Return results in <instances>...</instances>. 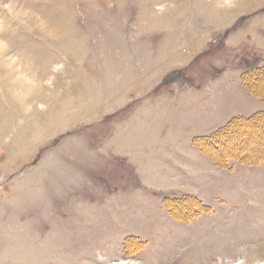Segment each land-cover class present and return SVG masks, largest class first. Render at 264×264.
Masks as SVG:
<instances>
[{
    "label": "rangeland",
    "instance_id": "obj_1",
    "mask_svg": "<svg viewBox=\"0 0 264 264\" xmlns=\"http://www.w3.org/2000/svg\"><path fill=\"white\" fill-rule=\"evenodd\" d=\"M262 67L264 0H0V264H264V164L194 142Z\"/></svg>",
    "mask_w": 264,
    "mask_h": 264
},
{
    "label": "trees",
    "instance_id": "obj_2",
    "mask_svg": "<svg viewBox=\"0 0 264 264\" xmlns=\"http://www.w3.org/2000/svg\"><path fill=\"white\" fill-rule=\"evenodd\" d=\"M243 80L249 87L250 93L254 96L264 98V67L254 69L250 72L243 73ZM251 141L256 145L264 144V113L258 112L250 117L243 119L231 120L225 127L213 132L208 136L200 137L194 140L197 148H201L205 154L216 161L219 166H226L231 159H240L242 162L264 164V153L259 150L246 152L237 151L232 146L239 142L247 143ZM227 167V166H226ZM191 200L190 205H196L197 198L188 196ZM183 199H172L177 204L175 206L182 207ZM169 208L172 204L167 203ZM174 206V208H175Z\"/></svg>",
    "mask_w": 264,
    "mask_h": 264
},
{
    "label": "crops",
    "instance_id": "obj_3",
    "mask_svg": "<svg viewBox=\"0 0 264 264\" xmlns=\"http://www.w3.org/2000/svg\"><path fill=\"white\" fill-rule=\"evenodd\" d=\"M250 95H252L251 93H249ZM253 96V95H252ZM255 97V96H254ZM257 112H259V111H256V112H254L253 114H255V113H257ZM253 114H251V115H249V116H252Z\"/></svg>",
    "mask_w": 264,
    "mask_h": 264
},
{
    "label": "bare ground",
    "instance_id": "obj_4",
    "mask_svg": "<svg viewBox=\"0 0 264 264\" xmlns=\"http://www.w3.org/2000/svg\"><path fill=\"white\" fill-rule=\"evenodd\" d=\"M18 81H19V80H18ZM18 81H17V82H18ZM15 82H16V81H15ZM18 83H19V82H18ZM18 83H17V84H18ZM17 84H16V85H17ZM20 84H21V83H20Z\"/></svg>",
    "mask_w": 264,
    "mask_h": 264
}]
</instances>
